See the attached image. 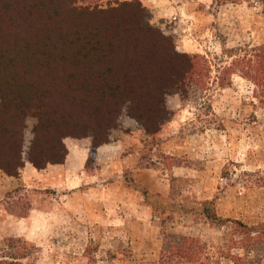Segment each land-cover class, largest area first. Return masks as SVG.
<instances>
[{
	"label": "rangeland",
	"instance_id": "374dc122",
	"mask_svg": "<svg viewBox=\"0 0 264 264\" xmlns=\"http://www.w3.org/2000/svg\"><path fill=\"white\" fill-rule=\"evenodd\" d=\"M140 1L143 25L196 57V74L164 96L155 134L122 108L99 147H120L132 171L123 167L112 177L101 170L105 153L96 156L90 137L62 140L67 155L79 147L87 157L85 174L63 178L74 180L69 187L38 181L23 168L17 178L0 170L1 262L187 264L170 251L191 238L201 263L208 256L209 264H234L237 257L241 264H264V97L238 66L264 44V3ZM35 124L33 116L24 119L23 166ZM79 159L74 155L69 166ZM109 183L114 190H106ZM32 208L52 211L51 224L41 214L31 223L34 242L17 236L27 230L20 218ZM205 209L222 221L210 222ZM236 222L257 227L258 242L242 245L248 238Z\"/></svg>",
	"mask_w": 264,
	"mask_h": 264
},
{
	"label": "trees",
	"instance_id": "16d2710c",
	"mask_svg": "<svg viewBox=\"0 0 264 264\" xmlns=\"http://www.w3.org/2000/svg\"><path fill=\"white\" fill-rule=\"evenodd\" d=\"M145 13L140 0H0V170L5 175L17 178L23 168L27 116L36 118L27 152L36 170L63 164L66 137H90L95 152L107 143L123 107L146 133L159 131L164 96L196 74V57L177 52L158 29L144 26ZM238 66L264 97V44ZM205 212L210 222L222 221ZM235 225L248 238L242 245L258 242L257 227ZM199 247L183 238L170 256L205 264ZM205 260L209 264L208 256ZM234 264H241L240 257Z\"/></svg>",
	"mask_w": 264,
	"mask_h": 264
},
{
	"label": "crops",
	"instance_id": "0c3cea01",
	"mask_svg": "<svg viewBox=\"0 0 264 264\" xmlns=\"http://www.w3.org/2000/svg\"><path fill=\"white\" fill-rule=\"evenodd\" d=\"M114 149L109 150L110 148H105L108 149V151L103 150L102 147H98L96 149V156L102 155V152L105 153L104 156V161L103 164L104 166H99L101 170H105L109 175L116 176L117 173L119 174L120 172H116L115 170H119L120 168L125 167V169H130L131 171L134 170V168L130 167V160L127 159L123 153L120 152V147H113ZM154 149V148H153ZM73 151V152H71ZM78 152V153H77ZM74 155H78L80 157L79 161L77 163H74L71 167L69 166L70 162L72 161V158ZM86 154L83 152H79V147L77 148H70L68 150V155L66 156V161H64V164L60 165H48L46 166L45 169L43 170H36L31 164H24L23 166V172L24 174H30V176L36 180H45L46 182H62V185H66L65 187H69L68 185L70 183L74 184V180L71 182L70 179L67 178V184L63 181V178L66 177L67 175L70 174V172H76L80 174H85L83 167L86 163ZM99 165V164H98ZM124 169V170H125ZM69 171V172H68ZM99 171V170H98ZM66 175V176H65ZM94 178H97L98 175L94 174L92 175ZM59 179V180H58ZM110 184V183H109ZM108 184V185H109ZM114 184V183H111ZM106 187V190H114L113 187ZM38 209L32 208L29 210L26 216H23L20 218L22 220V223L26 227V231L18 234L17 236H22L25 239H29L30 241L34 240V236L31 234L27 233L29 230V227L31 226V223H33L34 219H36L38 214H41L40 217L44 218L48 224H51V217H52V211H43L42 213H39ZM70 220H72L71 216H68ZM16 236V235H15ZM34 242V241H33Z\"/></svg>",
	"mask_w": 264,
	"mask_h": 264
}]
</instances>
